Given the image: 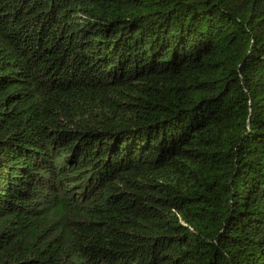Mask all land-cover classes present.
<instances>
[{"label":"trees","instance_id":"1","mask_svg":"<svg viewBox=\"0 0 264 264\" xmlns=\"http://www.w3.org/2000/svg\"><path fill=\"white\" fill-rule=\"evenodd\" d=\"M0 264H264V0H0Z\"/></svg>","mask_w":264,"mask_h":264}]
</instances>
